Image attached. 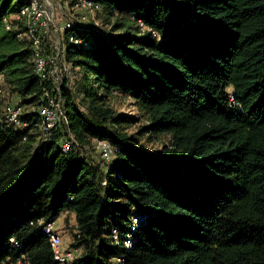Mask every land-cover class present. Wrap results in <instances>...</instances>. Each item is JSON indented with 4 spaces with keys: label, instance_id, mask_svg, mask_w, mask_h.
<instances>
[{
    "label": "trees",
    "instance_id": "1",
    "mask_svg": "<svg viewBox=\"0 0 264 264\" xmlns=\"http://www.w3.org/2000/svg\"><path fill=\"white\" fill-rule=\"evenodd\" d=\"M95 1L100 27L65 30L76 76L46 135L52 81L12 18L25 1L0 0V75L26 123L0 117V263L59 264L43 227L67 211L72 264H264V0ZM121 96L137 114L115 108ZM145 135L167 140L148 151ZM94 139L117 149L112 162Z\"/></svg>",
    "mask_w": 264,
    "mask_h": 264
},
{
    "label": "built area",
    "instance_id": "2",
    "mask_svg": "<svg viewBox=\"0 0 264 264\" xmlns=\"http://www.w3.org/2000/svg\"><path fill=\"white\" fill-rule=\"evenodd\" d=\"M24 1V5L12 18L23 20L27 26V32L24 36H27L32 41L33 68L35 74L42 80L50 79L52 81L51 89L45 92L43 103L37 109L41 118L40 130L47 135L52 129L57 128L65 120L66 116L64 99L62 96V83L65 79V74H67L66 72L71 69V65L66 61L64 54L47 56L44 53L43 44L48 32V26L56 15V5L58 9L62 11L68 2L64 0ZM74 2V6L79 9L90 11L95 14H98L101 11L100 4L95 0H74ZM80 19V22L85 24V21L82 20L88 19V16H82ZM97 20L95 24H89L88 26L99 27L101 25L100 19L97 18ZM7 27L10 28L9 23L7 24ZM65 27L66 29L72 28L73 24H68ZM85 45L88 46V43H85ZM2 96H4V89L0 81V98ZM24 108L25 107L20 105L9 107L5 115V119L17 127L25 126L26 123L20 120V114L23 112ZM74 144H76V140L71 137L69 140H64L62 142V147L65 151H68ZM93 148L94 153H96L94 156L96 158L98 157V160L106 163L111 162L115 158L117 151V149L110 142L102 139H94ZM146 217V215L135 216L133 219V230H136V228L144 222ZM54 223L55 221L47 223L43 227V230L44 233L49 236L51 246L54 250L55 260L59 262V264H72L76 257L75 252L73 249H65L62 247V238L54 230ZM132 236V234H128L127 236L126 245L128 247H130L134 241ZM115 238H117L116 232ZM16 245L19 246L18 244ZM124 260V258H118L115 264H124ZM0 264L7 263L1 262ZM17 264L25 263L20 261Z\"/></svg>",
    "mask_w": 264,
    "mask_h": 264
},
{
    "label": "rangeland",
    "instance_id": "3",
    "mask_svg": "<svg viewBox=\"0 0 264 264\" xmlns=\"http://www.w3.org/2000/svg\"><path fill=\"white\" fill-rule=\"evenodd\" d=\"M55 12L56 15L51 21L50 25L48 26V32L46 34V38L44 39V44H43L44 53L47 56L63 54L62 47H63V41L65 40L64 39L65 30H66L65 26L71 23L73 24V26L80 24L81 23L80 18H82V16H88V19L82 20L85 21L84 23L87 25L95 24L98 18L97 17L98 14L79 9L78 7L74 5H70L69 3H66V6L62 11L58 9L56 5ZM66 73L67 74H65V80L66 78L69 80H73L74 77L76 76V73L72 68L69 69L68 72ZM1 83L4 89V96L0 98V100H3V104L0 105L1 107L0 117L5 119L7 109L9 107H14L19 105V97L16 94H12L4 85L5 83L2 80ZM112 104L115 106V108H117L119 112H124L129 114H137L138 112L137 108L133 105L132 99L126 96L117 97L112 101ZM138 127L139 124L134 125L129 132L136 131ZM166 140H167L166 137H162L160 139H150L148 138L147 135H145L141 140V147H143L148 151H157L161 147L162 143ZM92 152L93 155H96L94 151ZM76 226L77 224L75 217L72 214L65 212H62L59 218L54 223V230L61 236L62 245H63L62 247H64L65 249H69L71 243L73 242V233L77 232ZM79 253L80 252L78 251V254ZM76 254L77 251L75 252V255Z\"/></svg>",
    "mask_w": 264,
    "mask_h": 264
},
{
    "label": "crops",
    "instance_id": "4",
    "mask_svg": "<svg viewBox=\"0 0 264 264\" xmlns=\"http://www.w3.org/2000/svg\"><path fill=\"white\" fill-rule=\"evenodd\" d=\"M62 48H63V47H62ZM0 79L4 82V78H3V76L0 75ZM1 80H0V81H1ZM18 97H19V96H18ZM19 101H20V97H19ZM65 213H68V212L65 211ZM72 215L74 216V214H72ZM74 217H75V216H74ZM76 251H77V254H76L75 259L80 255V253L78 254V251H79V250H74V252H76ZM79 252H80V251H79Z\"/></svg>",
    "mask_w": 264,
    "mask_h": 264
}]
</instances>
